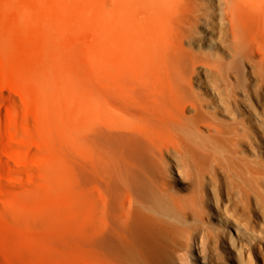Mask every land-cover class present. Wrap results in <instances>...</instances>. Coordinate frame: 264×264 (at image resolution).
Segmentation results:
<instances>
[{"label":"bare ground","instance_id":"1","mask_svg":"<svg viewBox=\"0 0 264 264\" xmlns=\"http://www.w3.org/2000/svg\"><path fill=\"white\" fill-rule=\"evenodd\" d=\"M102 2L29 99L46 264H264V0Z\"/></svg>","mask_w":264,"mask_h":264},{"label":"rangeland","instance_id":"2","mask_svg":"<svg viewBox=\"0 0 264 264\" xmlns=\"http://www.w3.org/2000/svg\"><path fill=\"white\" fill-rule=\"evenodd\" d=\"M97 21L89 0H0V264H46L27 218L29 99L50 66L61 71L68 56L88 53Z\"/></svg>","mask_w":264,"mask_h":264}]
</instances>
